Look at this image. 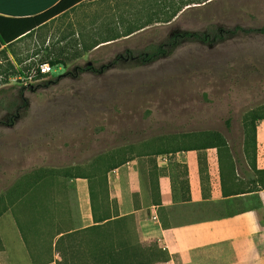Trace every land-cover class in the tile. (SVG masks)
<instances>
[{"label": "rangeland", "instance_id": "obj_1", "mask_svg": "<svg viewBox=\"0 0 264 264\" xmlns=\"http://www.w3.org/2000/svg\"><path fill=\"white\" fill-rule=\"evenodd\" d=\"M168 1L159 8L184 7L180 12L178 7L171 20L143 28L147 19L133 0H127L132 6L127 7L121 30L135 29L134 33L93 52H44L31 38L0 52V198L40 168L95 172L96 191L104 193L106 168L125 156L122 146L158 129L198 125L222 131L230 139L246 135L245 115L264 111V34H241L211 45L186 42L170 56L147 64L128 57L127 50L135 57L187 29L263 26L264 0L189 5L181 3L192 0ZM121 55L119 63L104 72L85 69L89 64L100 68ZM46 61L54 64L51 74L28 85L14 79L18 68L27 72ZM66 192L74 201L76 224L82 225L87 204L77 198L71 180L61 189L62 196ZM9 207L23 216L17 205ZM0 225L7 244L0 264H30L11 215L2 216Z\"/></svg>", "mask_w": 264, "mask_h": 264}, {"label": "crops", "instance_id": "obj_2", "mask_svg": "<svg viewBox=\"0 0 264 264\" xmlns=\"http://www.w3.org/2000/svg\"><path fill=\"white\" fill-rule=\"evenodd\" d=\"M60 1L0 0V15L34 16ZM206 1L212 0L181 4ZM133 2L147 19L143 28L159 19L171 20L176 9L180 12L184 7L168 11L159 8L168 0ZM131 4L127 0H82L14 43L31 38L44 52H93L134 33L135 29L121 30ZM256 124V138L252 134L246 139L244 134L242 139H230L220 131L226 143L204 134L216 129L188 125L176 131L158 129L145 139L122 146L126 154L121 156V164L107 173L110 198L118 203L120 216L134 217L140 240L163 251L151 264H264V119ZM227 130L231 132L233 127ZM71 181L77 198L87 204L85 223L77 225L72 195L68 190L65 197L58 194L59 199L71 197L72 225L95 224L90 177ZM5 214L13 218L17 239L34 264L17 211L8 209L0 218ZM57 214L60 219L64 216V212ZM0 236L1 253L7 248L1 225Z\"/></svg>", "mask_w": 264, "mask_h": 264}, {"label": "trees", "instance_id": "obj_3", "mask_svg": "<svg viewBox=\"0 0 264 264\" xmlns=\"http://www.w3.org/2000/svg\"><path fill=\"white\" fill-rule=\"evenodd\" d=\"M80 1L82 0H62L45 12L29 17L13 18L0 15V52L23 35L31 34L37 27ZM158 21L168 20L159 19ZM241 34H264V25L182 30L163 42L149 45L135 57L132 54L133 51L127 50V56L138 59L139 64H147L170 56L186 42L211 45ZM121 58L122 55L100 68L89 64L85 69L104 72L117 65ZM24 72L23 69L18 68L14 75ZM23 106H28L27 99L23 100ZM17 116L18 113L14 114V117ZM245 116L246 139L250 134H254L256 138V121L264 119V111H251ZM14 117L10 119V124L14 122ZM227 124L230 126V119L227 120ZM204 134L211 140L226 143V137L220 131L209 130L204 131ZM119 164L121 160L116 159L107 166L103 177L106 186L104 193L96 191L94 182L98 177L95 172L89 173L70 167L63 170L40 168L27 176L24 179L26 182L20 181L6 197L0 198V216L10 208V203L17 205V210L21 211L23 216H19L17 221L34 264H47L54 261L56 264H151L163 254V251L155 244L140 240L134 217L120 216L118 203L110 198L107 173ZM85 176L91 179L90 192L95 224L75 228L71 222V202L67 197L59 199L58 194L63 187L67 186L69 180ZM7 201L10 203H6ZM61 211L64 212L62 219L57 214V212L62 213ZM0 247H2L1 236Z\"/></svg>", "mask_w": 264, "mask_h": 264}, {"label": "built area", "instance_id": "obj_4", "mask_svg": "<svg viewBox=\"0 0 264 264\" xmlns=\"http://www.w3.org/2000/svg\"><path fill=\"white\" fill-rule=\"evenodd\" d=\"M53 68L54 66L49 61H46L38 64L27 72L25 71L23 74L16 75L14 79L25 85L32 84L39 77L52 73Z\"/></svg>", "mask_w": 264, "mask_h": 264}]
</instances>
